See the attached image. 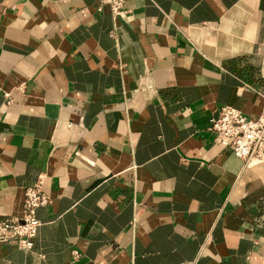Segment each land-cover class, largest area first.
<instances>
[{
  "label": "crops",
  "instance_id": "crops-1",
  "mask_svg": "<svg viewBox=\"0 0 264 264\" xmlns=\"http://www.w3.org/2000/svg\"><path fill=\"white\" fill-rule=\"evenodd\" d=\"M96 3L0 0V220L49 196L0 264H264V159L205 128L260 111L264 0Z\"/></svg>",
  "mask_w": 264,
  "mask_h": 264
},
{
  "label": "built area",
  "instance_id": "built-area-1",
  "mask_svg": "<svg viewBox=\"0 0 264 264\" xmlns=\"http://www.w3.org/2000/svg\"><path fill=\"white\" fill-rule=\"evenodd\" d=\"M107 4L113 17L123 11V0H97L95 9ZM205 128L210 131L214 142L227 145L230 152L246 161L257 162L264 159V93L261 107L255 117H246L235 107L221 104L212 111ZM42 176L23 188L20 214L0 220V241L16 239L20 247L30 250L33 245L39 220L35 216L37 206L47 203L49 196L42 190ZM76 256L78 251L71 249Z\"/></svg>",
  "mask_w": 264,
  "mask_h": 264
}]
</instances>
